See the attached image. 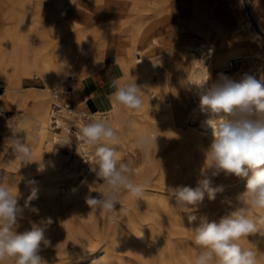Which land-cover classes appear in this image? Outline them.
<instances>
[{"label": "bare ground", "instance_id": "6f19581e", "mask_svg": "<svg viewBox=\"0 0 264 264\" xmlns=\"http://www.w3.org/2000/svg\"><path fill=\"white\" fill-rule=\"evenodd\" d=\"M86 1H92V4H94V7L91 5L93 9H90L91 12L81 10L83 9L81 4ZM236 1L212 0L216 7L227 12L233 23V32L241 37V33L243 34L244 31L239 24L241 14ZM251 3L253 4L252 12L256 23L252 25L255 28L257 26L260 31L261 29L264 31V0H251ZM172 7L174 9L171 12L166 10L156 11V14L153 13L151 17L134 15L131 18L130 14L122 15L120 9L111 10L106 8L103 0H17L9 12H5L0 16V27L7 24L13 25L12 23L15 22L12 29L0 31V83L8 85L4 93L0 95V102L3 106L11 105L16 110L13 119L3 118L0 115V134L4 146L0 148V162L15 165L18 169L24 167L26 169L35 168L37 171H44L49 169L50 166L60 163L65 125L67 121L75 117H77L76 122L79 126L85 123L83 119L81 121L79 118H89L96 114H102L117 129L119 135H121L123 126H127V123L131 122L136 126V130L152 129L155 135L158 136L157 151L153 147L152 152L154 153L151 152L147 158L141 153L142 163L133 167L137 183L143 180L150 181L148 190L143 198L138 201V206L134 205L133 199L126 193L122 194L120 198V202L124 204L122 208L134 210L141 221L150 220L152 224L163 231V236H154L153 233H149L144 229L146 226L136 225L134 223L136 220L132 221L129 216L130 211L126 216H118L134 228L130 227L134 231L133 235L137 237L134 242L138 243L139 246L145 244L150 253L149 256L152 261L148 262L145 256H141V259L145 262L139 264H192L179 263V245L176 242L177 239L173 238L176 234L177 224L174 220L169 219L170 224L167 229L166 221L162 222L163 217H160V214L161 211L165 213L173 211L174 206L177 205L174 197H171L168 193L169 183H179L184 179L191 178V172L196 173L198 179L204 170L205 160L202 149L210 143L212 137L211 130L204 126L207 116L199 111L197 85L206 81L208 77L209 83L216 81L219 76L212 74V67L220 66L219 68L222 69L221 67L235 58H241L242 62L249 58H254V60L249 61L250 66H247L246 69L242 70L243 67L238 65L235 72L226 76L239 79L243 74L248 73L256 75L258 79L264 77V53L254 51L251 43L247 44L246 47V51L250 53V56H247L249 53H246L241 47L234 46L238 41L237 38L231 48L225 49L222 44H218L215 39H211L212 25L207 21V18L195 13L193 17L182 18L185 7L183 5ZM73 20H79L80 23L76 24L72 22ZM43 24L48 25L45 31L47 33L46 44L41 50L35 51L30 45L29 36L30 33L38 34L37 32ZM146 24L150 28L148 32L143 29ZM112 30L118 38L116 66L121 71L119 78L123 80L135 78L136 83L144 90L142 92L144 98L143 108L140 111H131L123 107H113L109 102L105 112L100 111L90 114L77 111L65 112L62 114L61 121H59L62 125L61 133L51 131L49 126L51 122L50 104L52 93L58 92L57 86L63 84L69 78L77 80L79 83L81 75L75 62L80 51L84 45L91 41L90 35L96 36L102 33L105 36L106 33ZM167 33L172 34V41L175 46L173 49L175 55L171 63L173 66L162 72L163 76L157 77L156 83L153 81L155 73L148 60L150 56L145 54L153 52L157 46L164 48L168 44V40L164 41L162 38ZM191 35L196 36L190 37ZM103 38L102 36L101 41ZM195 39L199 41L198 45H192ZM5 49L10 51L9 57L5 55ZM196 53H199L200 56H197ZM15 64H18L27 73L40 69L42 77L46 80V87L40 90L22 88L20 80L11 76L8 69ZM160 66L155 63V67L159 71L162 70ZM172 67L176 68V74L172 73ZM171 76L178 80L175 81L173 78L160 86L164 77ZM139 79L141 81L138 82ZM174 83L177 85L175 88ZM181 84H185L188 94L192 97L193 105L190 110H187L188 101L183 96L177 97L175 95L174 90H179ZM29 100L32 101L30 105ZM0 107V111H2L3 107ZM18 112H21V116L17 115ZM191 116L197 122V127H188L189 117ZM9 126L23 129L24 133L19 135L25 138L26 143L32 147V155L27 165H22L11 149L10 142L7 140L11 136ZM135 135L136 131L129 127L126 129L125 137L127 138L125 139L129 145L134 144ZM59 143L60 145H58ZM79 150L83 153L82 144L79 145ZM43 162L46 166L43 170H40L39 166L43 167ZM68 168L69 182L67 187L63 189L57 186L44 188L40 184H34V188L38 189V199L32 200L30 203L39 209V214L31 213L26 209L25 218L28 219L29 225L26 229L20 231L30 229L32 224L35 223L44 227L47 238L51 239L53 230L51 223L48 222L50 221L48 214H45L48 207H52L55 212L61 208L70 210L69 212L80 210L83 214H86L83 216L88 223L95 221L96 215L93 211H88L89 208L84 198L89 188L98 194L97 192L102 191L103 186L99 184L100 182L96 176L86 177L81 174L77 157ZM78 174L81 175L79 178ZM82 181L87 183L82 184ZM153 182L155 183L154 186L151 184ZM215 182L222 184L224 189L235 186L245 188L246 184L244 179L224 177L223 175L215 178ZM219 195L224 194L223 192L218 193L216 197ZM25 202L26 200L24 202L20 201L22 205ZM120 208L121 205L117 207V210ZM134 216L133 220L136 218ZM98 223H101V221ZM153 227L150 226V229L153 230ZM98 229L99 227L97 232L92 231L91 234L81 232L77 238L70 242L66 249L61 248L62 251L60 250V253L56 254L54 258L51 255V246L41 254L48 261V264L56 260H60V262L64 260L75 261L76 264H93V261H95V264H109L108 252L110 249L117 254V259L122 260L124 258L120 257L119 254L125 249H127V252L128 248L134 247L130 243L128 235L125 234L127 233L126 230L124 233L118 225L109 232H105L106 228H102L99 232ZM160 229L158 230L160 231ZM53 234L56 233L53 232ZM256 246L260 252L258 253L259 263H264V241L254 237L253 249ZM185 261L188 262V259ZM5 264H14V262L6 261Z\"/></svg>", "mask_w": 264, "mask_h": 264}, {"label": "clouds", "instance_id": "9594fccd", "mask_svg": "<svg viewBox=\"0 0 264 264\" xmlns=\"http://www.w3.org/2000/svg\"><path fill=\"white\" fill-rule=\"evenodd\" d=\"M110 87L113 91L108 98L113 107L131 111L143 108L144 90L134 77L128 80L114 78ZM197 88L199 111L207 116L204 126L211 130L212 137L202 149L204 170L195 186L181 184L168 189L179 211L188 214L190 223L199 219V223L190 228L195 246L193 264H259L257 246L245 248L241 241L257 235L264 237V77L258 79L256 75L245 73L234 79L220 74L216 81L209 83L208 77ZM127 126L136 131L134 146L145 158L150 156L153 147L157 151L158 136L152 129L136 130L131 122ZM9 129L11 136L7 140L11 149L22 165H27L32 147L19 135L24 130L16 126H9ZM64 132L63 146H69L72 134L68 128ZM75 136L88 149V158L84 160L103 185L97 196L91 195L96 191L89 188V194L84 198L86 205L110 221H115L117 216H126L130 208H116L120 205L121 195L126 193L138 206L150 181L137 183L134 169L119 160L114 147L120 143L117 129L104 115L96 114L78 126ZM45 166L43 162L39 169L43 170ZM221 175L246 180L244 191L234 199L222 201L230 210L218 221H209L206 216L198 218L196 213L205 198L214 201L216 195L224 191V186L215 182ZM35 199H38V189L32 188L22 205L19 189L13 190L4 179L0 180V264L6 261L48 264L41 254L51 246L46 229L33 223L30 229L18 231L26 209L39 214V209L30 203Z\"/></svg>", "mask_w": 264, "mask_h": 264}, {"label": "rangeland", "instance_id": "374dc122", "mask_svg": "<svg viewBox=\"0 0 264 264\" xmlns=\"http://www.w3.org/2000/svg\"><path fill=\"white\" fill-rule=\"evenodd\" d=\"M155 1L156 0H147L142 7L143 13L137 11V12H133L134 15H146L147 17H151L153 13H144V12L148 11V9L151 7V5ZM16 2H17V0H14L13 5H15ZM236 2H237V6H238L237 8L241 14L240 15L241 19L239 20V24L241 25L240 26L241 29L244 31V32L241 31V32H243V34L241 33V37H238L236 35V33L233 32V28H234L232 26L233 23H232L229 15L227 14V12H224V11L220 10L218 7H216L215 4L212 2V0H160V3L156 7L154 15L156 14V11L161 12L163 10H166V11L171 12L174 9L172 6L183 5L185 7V12L182 13V16H183L182 18L193 17L194 13L198 14L199 16H203L204 18H207V21L209 23H211V25H212L211 26L212 31L210 34L211 39L212 40L215 39L216 40L215 42H217L218 44H222L223 48H225V49H229V47L231 48V45L233 43H235V39L237 38L238 41H237L236 45H234V46L241 47L242 49H244V51H246L247 50L246 49L247 44L251 43L254 47V51H256L258 53H264V31L262 29L260 31L257 28V26L255 28L252 25V23L244 21V17L242 16V12H241L240 0H237ZM10 7L11 6L0 8V13L9 12ZM121 14L122 15L123 14H130V12L128 13V11L123 10L121 12ZM13 22H14V20H13ZM72 22H75L76 24L80 23L79 20H75V21L73 20ZM12 24L13 25L7 24V25L0 27V31L2 32V31L9 29V28L12 29L13 26H15V22ZM180 24H182V23H180ZM183 24H186V23H183ZM47 27H48V25L43 24L41 29L37 32L38 34L30 33V36H29L30 40L29 41H30V45H31L33 50L39 51L42 49L44 44H46L45 42H46V38H47V36H46L47 33L45 31L47 30ZM143 29L148 32V29H150V28L146 24L145 27H143ZM195 36L196 35H191L190 37H195ZM162 39L164 41L168 40V44H166L164 48H161V46H157L153 52L145 54L146 56H150L148 60L152 66L153 72L155 73L153 76V81L156 83H157V77L163 76L162 72L168 70L171 66H173L171 63L173 62V57L175 55L173 53V49L175 48V46H174V42L172 41V34L167 33V34L163 35ZM117 45H118V40H117ZM117 47L114 50L115 57L117 54L116 53ZM4 52H5V55L7 57H9L10 51L8 49H5ZM246 53H249V52L246 51ZM248 55L250 56V53L247 54V56ZM77 57H79V55ZM251 60H254V58H249L248 60L247 59L244 60L240 65L243 67L241 69L244 70L247 68V66H250L249 61H251ZM80 61H81L80 59H78V58L76 59L75 64H76L77 69H78L77 66L80 63ZM109 63H114V62H108L106 64H109ZM155 63L161 65L160 66L162 68L161 71H159V69H157V67H155ZM244 65H246V66H244ZM219 67L220 66L212 67V74L214 76H220V74L227 75V74H231V73L236 71V69L226 70L227 65L221 67L222 69H220ZM8 69L10 71L11 76L17 77L20 80V86L24 89L34 88V89L40 90V89H44L46 87V83H45L46 80H44V78L42 77L40 69H36L34 72H31V73H27L18 64H15L14 66H10ZM172 73L173 74L177 73V70L175 67H172ZM173 78L175 79L174 76L164 77V79L161 80L160 86H162L163 83H165L168 80L171 81ZM70 80H71V78L66 80L63 84H60L59 86H57L58 87V93H62L66 87H69V85H71ZM79 80H81V79H79ZM176 80H178V79L176 78L175 81ZM74 81H75V85H76L75 87H79V83L77 82V80H74ZM139 81H141V80L139 79L138 82ZM0 85H1L0 87H3V93H4V90H5V88L8 87V85L6 83H0ZM175 87H177L176 83H174V88ZM174 92H175V95L177 97L183 96L188 101L187 110H190L192 105H193L192 99H191L192 97L190 96V94H188V91H187L185 84H181L179 90H174ZM3 93H0V95H2ZM28 103L30 105V104H32V101L29 100ZM0 106L3 107L2 111H0L1 117L13 119L14 112L16 110L11 105L3 106L1 104V102H0ZM77 109L75 108L74 110L77 112H80ZM17 115L21 116V112H18ZM79 119H81V121L83 119L84 122H87L86 118H79ZM72 120H73V122L75 121V119H72ZM72 120H70V121H72ZM189 120L190 121L188 123V127H191V126L197 127V124H196L197 122L194 121L193 116L189 117ZM16 122H18V121H16ZM49 128H50V126H49ZM127 128L128 127L126 125L123 126V128L121 130V135H120V143L117 145H114V147L116 148L119 160L122 162L128 163L133 168L134 166H137L140 163H142V154H141V152H139L135 148L134 144L129 145L126 142L125 138H127V137H125V136H126V129ZM61 131H62V129L57 130V131H53V132L61 133ZM58 145H60V143ZM79 145H81V144L75 139V135L72 134V140H71V143L69 144V146H63V145L61 146V152L60 153H62V154H61L60 163L55 164L56 166L55 165L50 166L49 169H46L44 171H37V170H35V168H27L26 169L25 167L18 169L15 165H12V164L7 165L4 162H0V180L4 179L8 184H10L13 187V190H15L17 187L19 189V192H20V201L24 202L25 200H27V197L31 193V189L34 188V186L36 184H40V185L44 186V188L45 187L51 188V187L57 186V187H60L63 189L65 187H67L68 182H69L68 181V178H69V174H68L69 168L68 167L75 161L76 157L79 159V167L81 168V174H83L86 177L90 176V175L95 176L94 173L93 174H86L84 172V166H83V161H82L83 155H84L83 153L88 154V149L86 148V146L82 145V148H83V153H82V151L79 150ZM1 147H4V146H3L2 136L0 134V148ZM152 153H154V152H152ZM152 157H154V155H152ZM11 166H12V168H11ZM30 169H32V170H30ZM191 174H192V175H190L191 178L184 179V180L180 181L179 183H169V187L172 188V187H175V186L181 185V184H187V185L195 186L196 180H197V177H196L197 175L194 172H191ZM80 176L81 175L78 174V178ZM29 181H35V183H34L35 185L29 183ZM99 182L102 183V181H99ZM151 184L153 186L155 185L154 182ZM243 191H244L243 186H235V187L224 189V191H223L224 195L217 196L214 201H209L207 198H205L204 203L200 207V211L197 212L196 215L198 216V218L202 217V216H206L209 219V221H211V220H217L218 221L222 215H224L227 211L230 210L229 207L225 203H222V201H224L226 198H233L234 199L237 194H239ZM88 194H89V191L87 192V195ZM91 195L97 196L99 194L92 192ZM120 205H121V207L124 206V204L121 202H120ZM120 205L117 204L116 208L118 206L120 207ZM69 211L70 210H66V209L61 208L57 212H55L52 207H48L47 208L48 213L47 212L45 213V214H48L47 216L49 217V219L51 221L50 223H51L52 230H53L51 235L52 236L54 235L53 237L51 236V239H50L52 241V243H51V255L53 258L55 257L56 254L60 253V250L62 251L61 248L66 249V247H68L70 242L73 239L77 238L81 232L86 233V234H91L92 231L97 232L98 227H99L98 232L102 228H104V229L108 228L109 230L107 229L108 230L107 231L105 229V232H109L110 230L115 228V226L118 225V227H120L124 233L126 230L127 233H125V234L128 235L129 241L132 244V246H134V247L128 248L129 250L127 252H126L127 249H125L121 254H119L120 257L124 258L122 260L117 259V254L112 252V249H110L108 252V256L110 257V261H109L110 263L109 264H139V263H143L145 261H143L141 259V256H145V258L148 262L152 261L150 256H149L150 253L148 252V249L146 248L145 244H143L142 246H139L138 243L136 244L134 242L137 240V237L135 235H133L134 231L131 230L132 226H130L127 221L124 222V220H122L118 216L116 217L115 221H110L105 216H103L101 213L93 211L96 215L95 221L93 220V221H90L88 223L84 217L86 214L84 213L85 214L84 215L82 211H80V210L79 211L78 210H71V212H69ZM88 211H91V209H88ZM252 211H253V213L256 212V210H252ZM171 212L165 213V212L161 211L160 217H163L161 219L163 223H164V221H166L165 225L167 224L166 225L167 229H168V226L170 224L169 219L171 221L174 220V222L177 224V228L175 231L176 234L173 236V238L177 239L176 242L179 245V246L177 245L179 247V250H178V257L180 260L179 263H192L193 264V260L195 257V246L192 244V232L190 231V228L195 227L199 223V219L195 222L190 223L188 220V214L180 212L177 205L174 206V209ZM133 215H135L134 218L136 217L134 220H133ZM129 216L131 217L133 222L136 220L134 222L136 225L141 224L143 226H146L144 229L146 231H148L149 233L150 232L153 233L154 236H163L162 235L163 231H161L160 228H158L157 226L152 224V221H150V220L141 221V218H138L139 216L135 213L134 210L133 211L130 210ZM174 217H176V218H174ZM69 218H71V219H69ZM139 219H140V221H139ZM69 220H71L72 222ZM103 220H106V221H103ZM177 220H178V222H177ZM63 221H65V222H63ZM100 221H101V223H98ZM137 221H138V223H136ZM144 222H146V223H144ZM95 223H96V225H95ZM118 223H120V224H118ZM28 225H29V223H28L27 218L21 220L20 221V227H19L18 231H20L21 229H24V228L26 229V227ZM128 225H129V227H128ZM150 226H154L155 228L153 227V230H152V228L150 229ZM56 227H58V228H56ZM59 228H60V230H59ZM54 229H55V231H54ZM132 229H134V228H132ZM158 229H160V231ZM128 230H130V231H128ZM152 231H154V232H152ZM53 232L56 234H53ZM55 237H57V238L55 239ZM254 237H257L258 239H261L262 241H264V237H260L259 235L254 236ZM254 237H248V240L247 239L242 240L241 241L242 247L254 248ZM54 249H56V250H54ZM186 259H188V262L185 261ZM50 264H76V262L75 261H68V260H64V261L60 262V260H56V261L50 262ZM79 264H83V263H79ZM85 264H89V263H85ZM259 264H264V263H259Z\"/></svg>", "mask_w": 264, "mask_h": 264}, {"label": "crops", "instance_id": "0c3cea01", "mask_svg": "<svg viewBox=\"0 0 264 264\" xmlns=\"http://www.w3.org/2000/svg\"><path fill=\"white\" fill-rule=\"evenodd\" d=\"M146 1L147 0H103V3L108 9H120L130 12V16L133 18V12L139 11L143 13L142 7ZM13 3L14 0H0V8L13 7ZM92 3V1L83 2L81 4V8L83 9L81 10L91 12V10H93L92 6L94 7ZM159 3L160 0H156L148 11L144 13H155ZM3 14L4 13H0V16ZM98 35H90L92 42L90 41L84 45L79 53L78 58L81 60L77 66L81 75L79 87H75V81L72 79L70 80L71 85H69L71 89L70 102L72 107L74 109L78 108L77 110L86 114L100 111L105 112L110 102L108 97L113 91L110 87V83L114 78H119L121 75V71L116 66L114 52L115 48L118 46L117 34L112 30L106 33L105 36L102 35V33ZM102 36L104 38L101 41ZM108 62L114 63L106 64ZM136 76L138 77L137 71Z\"/></svg>", "mask_w": 264, "mask_h": 264}, {"label": "built area", "instance_id": "2783aa9c", "mask_svg": "<svg viewBox=\"0 0 264 264\" xmlns=\"http://www.w3.org/2000/svg\"><path fill=\"white\" fill-rule=\"evenodd\" d=\"M240 5H241V12H242V16L244 17V21L250 22L252 24H256L254 17H253V4L251 3V0H240ZM199 41L197 39L193 40L192 45H198ZM197 56H200L199 53H196ZM242 63V59L241 58H235L232 59L228 62L226 70H232L235 68H238V65H241ZM0 93H3V87H0ZM70 96H71V89L69 87H66L64 89V91L62 93H52L51 96V104H50V113H51V122H50V130L51 131H57L62 129V125L59 123V121H61L62 118V114H64L65 112H72L75 111L74 108L71 105L70 102ZM76 118L75 117V121H67L66 123V128H68L70 130V133L74 134L77 132L78 129V125L76 122ZM87 119V118H86ZM83 166H84V172L86 174H93L90 170H89V164L85 162L84 158L87 159L88 158V154L87 153H83Z\"/></svg>", "mask_w": 264, "mask_h": 264}]
</instances>
